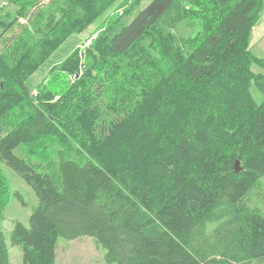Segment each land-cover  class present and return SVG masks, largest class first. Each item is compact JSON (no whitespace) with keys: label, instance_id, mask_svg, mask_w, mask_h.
Masks as SVG:
<instances>
[{"label":"trees","instance_id":"16d2710c","mask_svg":"<svg viewBox=\"0 0 264 264\" xmlns=\"http://www.w3.org/2000/svg\"><path fill=\"white\" fill-rule=\"evenodd\" d=\"M10 5L0 21V160L37 197L29 224L10 232L22 264H57L58 240L81 236L107 264H264V100L250 91L253 81L264 91L251 70L264 67L251 45L263 0ZM113 5L122 10L113 23L29 92L30 74ZM181 20L198 29L179 37L170 28ZM49 135L57 159L36 168L19 147ZM9 195L0 168V220ZM9 262L0 227V264Z\"/></svg>","mask_w":264,"mask_h":264},{"label":"rangeland","instance_id":"374dc122","mask_svg":"<svg viewBox=\"0 0 264 264\" xmlns=\"http://www.w3.org/2000/svg\"><path fill=\"white\" fill-rule=\"evenodd\" d=\"M4 1L5 0H0L1 22H7L11 17L6 15L4 12L5 10H11V14H14V6L10 5L8 7H3ZM48 1L49 0H41V4H45ZM115 5L102 14V16L96 18L83 30L75 32L66 38L25 80L26 89L29 92H34L39 82L54 64L65 59L77 46L83 49L102 24H105L108 20L113 23L114 14L120 15L119 13L122 11L121 8L119 9V5ZM138 9L129 17H122V20H126L128 17L126 23L131 21ZM21 21H25V19H21ZM174 25L170 30L175 32L179 37L191 36L198 29V23H188L185 20H181L178 23L176 22ZM3 27V24L0 23V32H2ZM260 41V44L252 46V51L256 56L264 59V39ZM251 70L254 73H261L264 75V67L256 63L251 65ZM72 78L73 76L71 75H66L64 77L66 80H71ZM250 91L257 103L264 100V91L256 82H251ZM51 138L52 137L49 135L48 137H41L33 142H29V144H22L19 147L21 155L31 164L35 165L36 168L39 167L41 169L47 160L50 158L56 160L58 156L57 151L60 149V145L52 142ZM52 139L55 138L53 137ZM0 168L8 179L10 189L8 202L4 208V218L0 220V227L5 235L10 253L9 264H22L21 250L17 245L11 243L10 232L16 220L25 225L29 224V216L37 204V197L31 185L27 183L17 170L2 160H0ZM16 192H19L22 197L20 198ZM104 253L105 250L96 245L94 240L89 236H81L71 240L60 238L56 247V261L57 264H107L104 259Z\"/></svg>","mask_w":264,"mask_h":264},{"label":"crops","instance_id":"0c3cea01","mask_svg":"<svg viewBox=\"0 0 264 264\" xmlns=\"http://www.w3.org/2000/svg\"><path fill=\"white\" fill-rule=\"evenodd\" d=\"M261 39H264V0H263V9L261 11L260 17L253 28L252 37H251V41H252L251 45L253 46L256 44H260Z\"/></svg>","mask_w":264,"mask_h":264},{"label":"water","instance_id":"95a60500","mask_svg":"<svg viewBox=\"0 0 264 264\" xmlns=\"http://www.w3.org/2000/svg\"><path fill=\"white\" fill-rule=\"evenodd\" d=\"M234 168H235V171H239L240 170V166H239V161L238 160L235 162Z\"/></svg>","mask_w":264,"mask_h":264}]
</instances>
